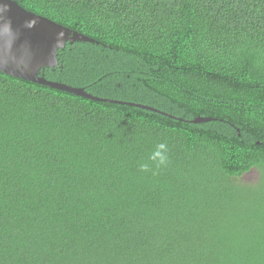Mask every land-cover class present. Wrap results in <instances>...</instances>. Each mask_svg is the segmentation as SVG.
Wrapping results in <instances>:
<instances>
[{"label": "trees", "instance_id": "1", "mask_svg": "<svg viewBox=\"0 0 264 264\" xmlns=\"http://www.w3.org/2000/svg\"><path fill=\"white\" fill-rule=\"evenodd\" d=\"M14 1L94 40L39 75L160 111L0 72V264H264V0Z\"/></svg>", "mask_w": 264, "mask_h": 264}, {"label": "water", "instance_id": "2", "mask_svg": "<svg viewBox=\"0 0 264 264\" xmlns=\"http://www.w3.org/2000/svg\"><path fill=\"white\" fill-rule=\"evenodd\" d=\"M67 41L94 40L44 16L27 11L14 0H0V72L90 100L160 111L144 104L95 96L85 92L81 87L47 80L39 75L38 72L43 67L51 68L57 64V49L63 47ZM209 119L195 117L191 122L198 123Z\"/></svg>", "mask_w": 264, "mask_h": 264}, {"label": "rangeland", "instance_id": "3", "mask_svg": "<svg viewBox=\"0 0 264 264\" xmlns=\"http://www.w3.org/2000/svg\"><path fill=\"white\" fill-rule=\"evenodd\" d=\"M255 177H256V172H255V171H250V172L244 174V175L241 177V179H242V180L251 181V180L255 179Z\"/></svg>", "mask_w": 264, "mask_h": 264}]
</instances>
